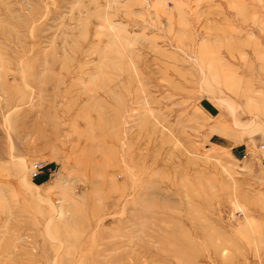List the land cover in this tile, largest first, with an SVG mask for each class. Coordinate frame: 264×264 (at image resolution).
<instances>
[{"label": "rangeland", "instance_id": "374dc122", "mask_svg": "<svg viewBox=\"0 0 264 264\" xmlns=\"http://www.w3.org/2000/svg\"><path fill=\"white\" fill-rule=\"evenodd\" d=\"M262 142L264 0H0V264H264Z\"/></svg>", "mask_w": 264, "mask_h": 264}, {"label": "built area", "instance_id": "2783aa9c", "mask_svg": "<svg viewBox=\"0 0 264 264\" xmlns=\"http://www.w3.org/2000/svg\"><path fill=\"white\" fill-rule=\"evenodd\" d=\"M257 150L259 151V152H262V153H264V142H262V143H260L258 146H257ZM33 167V172L35 173L36 171H35V169L37 168V164H33L32 165Z\"/></svg>", "mask_w": 264, "mask_h": 264}]
</instances>
